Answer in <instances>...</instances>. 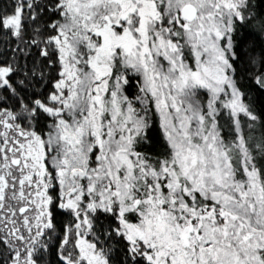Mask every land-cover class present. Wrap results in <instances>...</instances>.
Segmentation results:
<instances>
[{
	"label": "snow or ice",
	"instance_id": "1",
	"mask_svg": "<svg viewBox=\"0 0 264 264\" xmlns=\"http://www.w3.org/2000/svg\"><path fill=\"white\" fill-rule=\"evenodd\" d=\"M0 264H264V0H0Z\"/></svg>",
	"mask_w": 264,
	"mask_h": 264
}]
</instances>
